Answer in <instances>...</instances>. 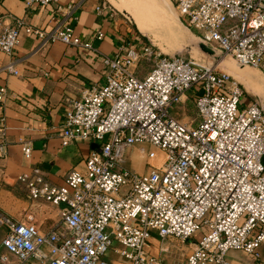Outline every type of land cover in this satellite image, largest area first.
<instances>
[{
	"label": "built area",
	"instance_id": "built-area-1",
	"mask_svg": "<svg viewBox=\"0 0 264 264\" xmlns=\"http://www.w3.org/2000/svg\"><path fill=\"white\" fill-rule=\"evenodd\" d=\"M55 1L27 0V5ZM171 1L202 42L264 74V0ZM75 5L58 8L72 11ZM22 29L39 37L42 46L59 41L94 49L68 23L40 28L16 18L0 32V59L11 58L0 71L20 73L13 54ZM142 59L153 61L143 77L137 71ZM103 64L104 83L84 89L61 128L64 146L74 140L95 143L85 169L68 172L62 185L40 174L19 176L29 198L57 207L60 220L44 231L31 215L18 221L0 209L7 253L2 261L10 264L13 256L16 264H164L151 252V229L163 241L175 238L192 246L182 264H233L227 260L231 250L259 258L264 105L248 100L244 85L218 66L163 55L148 43L122 44L112 56H103ZM190 90L197 115L175 117L170 110L186 104ZM6 92L0 88V102ZM5 130L3 125L0 156ZM134 147L147 156L144 172L126 166ZM23 151L31 157L30 143Z\"/></svg>",
	"mask_w": 264,
	"mask_h": 264
},
{
	"label": "crops",
	"instance_id": "crops-1",
	"mask_svg": "<svg viewBox=\"0 0 264 264\" xmlns=\"http://www.w3.org/2000/svg\"><path fill=\"white\" fill-rule=\"evenodd\" d=\"M73 3L76 5L72 11L58 8ZM16 18L40 28L68 23L75 34L94 48L59 41L42 46L39 37L22 29L13 54L20 73L0 71V88L7 90L0 102V128L6 126L5 154L0 156V209L18 221H26L31 215L34 223L47 231L60 220L58 208L30 199L26 183L19 176L40 174L62 185L68 172L85 169V160L96 145L81 140L62 144L66 111L74 100L81 98L84 89L104 83L107 73L104 55L112 56L125 43L135 46L147 43V36L128 14L107 0H57L45 7L28 6L27 0H0V32L5 25H14ZM99 31L104 32L102 39L97 37ZM10 59L3 56L0 67ZM138 75L143 77L145 72ZM25 142L32 147L29 158L24 155ZM150 244L151 252L156 246L166 248L157 234ZM259 251L260 257L254 258L243 251L231 250L227 260L233 264H264V244ZM108 255L112 261L118 260L113 252Z\"/></svg>",
	"mask_w": 264,
	"mask_h": 264
},
{
	"label": "rangeland",
	"instance_id": "rangeland-1",
	"mask_svg": "<svg viewBox=\"0 0 264 264\" xmlns=\"http://www.w3.org/2000/svg\"><path fill=\"white\" fill-rule=\"evenodd\" d=\"M111 4L116 7V4L118 3L117 0H107ZM120 1V0H119ZM124 2V0H121ZM165 1L166 0H162ZM168 3H170L173 6V3L171 0H167ZM120 3V2H119ZM129 3V2H128ZM132 5V3H131ZM174 7V6H173ZM176 11V16L174 15L175 19L177 20V27H180L179 34L177 41L173 40V37L167 38L166 36H163L160 38V45L155 44L150 37H146L147 43L151 44L157 52H161L163 55H182V56H192L196 61L200 63L205 64H214L215 66H218L219 70L226 71V68L224 66L226 61H232L233 59L230 56H224L220 54L217 50V54L220 56V58H215L213 56H210L205 53L201 49V47L197 44L196 35L193 30H189L187 27H185L181 21L178 18V10L176 7L174 8ZM126 13V12H125ZM128 14V13H126ZM129 15V14H128ZM130 16V15H129ZM131 17V16H130ZM132 18V17H131ZM133 20V19H132ZM134 22V20H133ZM198 32V31H197ZM234 62V61H233ZM234 64V63H233ZM153 66L152 60H146L142 59L137 67V71L139 72H149V70ZM241 68H247V70H251L254 72V74L257 75V77L263 82L264 81V74L261 70L253 68V67H241ZM249 68V69H248ZM264 83V82H263ZM188 95L190 97V100L187 101L186 104H180L176 108H173L170 110L171 114L174 115L177 118L185 117V119L193 118L197 115V109L191 100L193 97V92L190 90L188 91ZM246 98L250 101H257L259 103H262L264 105V100L261 96L253 95L249 92H246ZM140 147H145V149H148L147 144H140ZM127 157V167H134L138 172H144L148 169L147 164V156L142 153L138 147H134L131 150V155L129 152L126 154ZM152 163H155L154 160H151ZM158 235V231L151 229L150 235L154 237L155 235ZM5 235V228L0 226V264H9L2 261V256L7 254L4 248L1 245V240ZM201 237V233H199L195 239H199ZM163 245L167 248V251L160 252L159 246H156V249H153L154 254H159L163 257L164 264H182L186 258V256L192 251V246H190L188 243H183L178 239L170 238L167 240H162ZM158 247V248H157ZM160 252V253H159ZM11 263L14 264L15 258L13 256H9Z\"/></svg>",
	"mask_w": 264,
	"mask_h": 264
},
{
	"label": "bare ground",
	"instance_id": "bare-ground-1",
	"mask_svg": "<svg viewBox=\"0 0 264 264\" xmlns=\"http://www.w3.org/2000/svg\"><path fill=\"white\" fill-rule=\"evenodd\" d=\"M117 1L116 7L128 13L138 29L145 36L150 37L155 44L160 45V38L163 36L167 38L169 36L173 37L174 43L177 41L178 32L181 28L175 26L178 23L174 17V15L176 16L175 6L173 5V7L167 0L166 2L162 0ZM224 66L226 71L241 82L249 93L261 96L264 100V81L262 82L253 71L247 70V68H241V66L236 64L234 59L232 61H226Z\"/></svg>",
	"mask_w": 264,
	"mask_h": 264
},
{
	"label": "water",
	"instance_id": "water-1",
	"mask_svg": "<svg viewBox=\"0 0 264 264\" xmlns=\"http://www.w3.org/2000/svg\"><path fill=\"white\" fill-rule=\"evenodd\" d=\"M179 20L181 21V19L179 18ZM196 35V34H195ZM197 37V36H196ZM198 39L197 40V44L201 47V49L203 51H205L206 54L210 55V56H213L215 58H220V56L217 54V51L213 48H211L210 46H208L206 43L202 42L198 37L196 38ZM236 62V61H235ZM237 65H239L237 62H236ZM241 67H245V66H248V65H239Z\"/></svg>",
	"mask_w": 264,
	"mask_h": 264
}]
</instances>
